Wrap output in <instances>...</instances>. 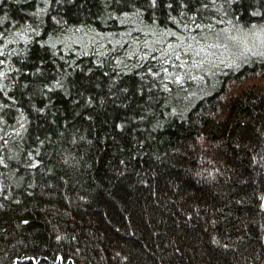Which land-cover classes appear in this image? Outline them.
<instances>
[{
	"label": "trees",
	"instance_id": "trees-1",
	"mask_svg": "<svg viewBox=\"0 0 264 264\" xmlns=\"http://www.w3.org/2000/svg\"><path fill=\"white\" fill-rule=\"evenodd\" d=\"M0 33V264H264V0H3Z\"/></svg>",
	"mask_w": 264,
	"mask_h": 264
},
{
	"label": "rangeland",
	"instance_id": "rangeland-1",
	"mask_svg": "<svg viewBox=\"0 0 264 264\" xmlns=\"http://www.w3.org/2000/svg\"><path fill=\"white\" fill-rule=\"evenodd\" d=\"M236 38H230V43L227 49V52L231 55H233L237 59H246V52H256L258 53L259 46L254 43H249V42H242V41H237L235 42ZM257 40V39H255ZM254 53V54H256Z\"/></svg>",
	"mask_w": 264,
	"mask_h": 264
},
{
	"label": "snow or ice",
	"instance_id": "snow-or-ice-1",
	"mask_svg": "<svg viewBox=\"0 0 264 264\" xmlns=\"http://www.w3.org/2000/svg\"><path fill=\"white\" fill-rule=\"evenodd\" d=\"M46 2L50 4L52 2V0H46ZM0 3H3V0H0ZM157 3H158V0H151V4L153 6L157 5ZM168 6L171 7V3H169ZM40 11H43V9H41ZM124 15L127 16L128 14L127 13H124ZM209 27H211V25H209ZM29 28L33 32L36 31V29L31 28V26H29ZM185 29L187 30V26H185ZM19 35H22V34H19ZM0 36H3V33H0ZM24 39H27V37H24ZM187 50H188V47L187 46H184V51H187ZM177 59H179V55L178 54H177ZM165 62L167 63L168 61L166 60ZM180 67L181 68L184 67L183 63H181ZM148 71L151 72L152 71L151 68H149ZM162 71L167 74L166 75V78L170 79L172 77V74L171 73H168V69L167 68L162 69ZM3 75H4V73L3 72H0V76H3ZM153 75H158V73H153ZM182 75H183L182 73L175 74V80L176 81H180L182 79ZM55 85H56V87H60L61 86L59 81H56L55 82ZM0 87H4V85L0 84ZM164 87L167 88L168 86L167 85H164ZM36 163L38 164L39 161H36Z\"/></svg>",
	"mask_w": 264,
	"mask_h": 264
},
{
	"label": "water",
	"instance_id": "water-1",
	"mask_svg": "<svg viewBox=\"0 0 264 264\" xmlns=\"http://www.w3.org/2000/svg\"><path fill=\"white\" fill-rule=\"evenodd\" d=\"M263 207H264V195H263V201H262Z\"/></svg>",
	"mask_w": 264,
	"mask_h": 264
}]
</instances>
